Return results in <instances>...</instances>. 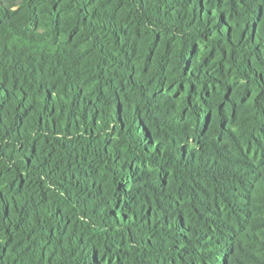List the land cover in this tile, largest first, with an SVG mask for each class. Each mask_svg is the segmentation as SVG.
Masks as SVG:
<instances>
[{"label":"trees","instance_id":"16d2710c","mask_svg":"<svg viewBox=\"0 0 264 264\" xmlns=\"http://www.w3.org/2000/svg\"><path fill=\"white\" fill-rule=\"evenodd\" d=\"M0 264H264V0H0Z\"/></svg>","mask_w":264,"mask_h":264}]
</instances>
